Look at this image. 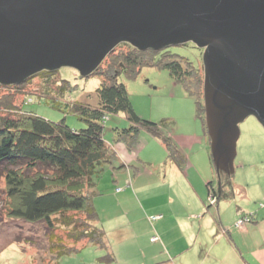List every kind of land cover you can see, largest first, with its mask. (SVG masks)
Wrapping results in <instances>:
<instances>
[{
	"label": "trees",
	"instance_id": "1",
	"mask_svg": "<svg viewBox=\"0 0 264 264\" xmlns=\"http://www.w3.org/2000/svg\"><path fill=\"white\" fill-rule=\"evenodd\" d=\"M189 41L195 44L189 39L141 49L127 40H120L90 71L89 74L97 73L102 77L94 92L87 93L83 98L64 99L69 89L68 81L54 73L56 68L42 67L20 82H0V179H5L7 194L16 199L10 212L27 224L40 222L45 227L49 256H37L32 259V264H58L59 258L73 253L78 249L77 244L84 242L103 249L99 260L112 262L115 259L106 231L98 223L93 197L101 192L95 187L96 177L109 166L113 178L114 174L119 175L117 171L124 166L117 160L116 144L119 141L131 150L141 133L147 132L159 140L165 149L162 163H174L184 170L187 157L172 138V118L162 116L151 119L137 113L125 83L118 76L123 72L127 77H133L144 65L167 69L169 75L194 97L195 114L204 133L202 63L196 65L191 59L169 48ZM118 47L122 48L117 50ZM34 82L36 86L24 87ZM32 94L45 97L54 108L63 105L84 124L81 122V126H70L64 116L57 120L50 119L24 107L32 101ZM116 113L123 114L119 116L120 122L122 117L126 122L118 125L120 122L115 121L109 127L113 135L112 143L105 136V123L110 115ZM205 140L209 145L210 140ZM209 157L212 160L210 152ZM139 167L137 161L128 164V168L135 172ZM216 175L215 182L212 179L205 182V210L221 198H229L235 193L232 172H217ZM210 197L216 203H209ZM240 214L243 218L254 213ZM162 215H149L148 218L158 219ZM154 230L156 232L155 226ZM223 231H226L225 228ZM149 240L162 242L158 232L150 235ZM28 241L34 243L35 239L27 237L22 240L29 244ZM166 259L169 258H155L153 262L145 264L164 262Z\"/></svg>",
	"mask_w": 264,
	"mask_h": 264
},
{
	"label": "water",
	"instance_id": "2",
	"mask_svg": "<svg viewBox=\"0 0 264 264\" xmlns=\"http://www.w3.org/2000/svg\"><path fill=\"white\" fill-rule=\"evenodd\" d=\"M189 39L203 47L210 153L233 173L238 122L264 127V0H0V82L63 64L89 74L120 40Z\"/></svg>",
	"mask_w": 264,
	"mask_h": 264
},
{
	"label": "rangeland",
	"instance_id": "3",
	"mask_svg": "<svg viewBox=\"0 0 264 264\" xmlns=\"http://www.w3.org/2000/svg\"><path fill=\"white\" fill-rule=\"evenodd\" d=\"M120 48L122 47H118L117 50ZM169 48L171 51L191 59L196 65L202 63L201 97L205 109L203 48L201 49V47L190 41L182 45H171ZM54 73L68 81L69 89L66 90L64 99L83 98L87 96V93L94 92L102 77L101 74L97 73L83 76L77 68L66 64L57 67ZM118 79L125 83L130 100L137 113L151 119H159L162 116L172 118L170 131L173 140L178 148L193 150L191 161L195 167L201 165L202 171H207L209 177L207 176L206 179H212L215 182L217 172L226 173L223 169H219L216 172L217 169L214 167L212 154V160L209 157L210 148L205 139L210 138L205 133L206 131L203 137L201 122L195 114L194 97L184 90L181 83L169 75L167 69L144 65L135 76L127 77L121 72ZM36 85L35 82L33 85L27 83L24 87L30 88ZM24 107L30 108L50 119L57 120L64 116L66 123L70 126L78 127L84 124L75 114L65 110L63 105L60 108H54L49 105L45 97L37 96L36 94H32V101L26 103ZM119 116H123V114H112L105 123L107 127L105 128V136L112 143L113 135L109 127L114 125L115 121L120 122ZM122 118L118 125L126 122V119ZM238 127L239 135L235 144L236 153L233 158V173L231 175V181L235 185V193L225 200L221 198L219 203V207L223 205L221 207L223 216L225 218L234 216L233 219H236L234 224L237 226L245 220L240 214L241 210L239 212L236 210L238 205L244 210L241 212L264 214V127L252 114L247 115L238 122ZM119 143H123V146H125L124 142L119 141ZM116 146L118 151L122 152V145L116 144ZM131 148V150L126 148L128 152L125 150L126 153L123 151L122 155L131 157L129 153L136 151V157L137 155L149 154L158 157V152L162 151L156 138L144 140L141 135ZM110 169L107 166V169L96 177L95 187L99 190L101 189L102 193L93 197V202L94 204L96 203L95 206L97 205L96 208H105L103 210L107 214L113 213L115 207L116 213L120 209V205L115 206L116 202L110 195L113 193L117 194V191L123 188L127 179H132L137 174L132 169L126 172L127 177L125 179L120 177L116 181L109 183L112 180ZM138 176H144V173L140 171ZM136 178L133 181H136ZM5 182L2 177L0 179V264H32V259L37 256L48 258L49 253L44 236L45 227L40 222L27 224L24 220L13 217L10 209L13 208L16 199L7 194ZM110 184L112 186H109ZM128 188L135 195L134 197L125 195L122 193L125 191L119 193V198L122 199L120 204L125 222H123L120 230L116 232L117 236L122 234L123 239L116 244L119 254L116 255L115 253V259L112 262L99 260L98 256L104 252L103 249L94 244L84 242L78 243V249L73 253L59 258L58 264H145L147 259L153 257V255L169 258L168 246L171 244L167 245L164 240H162L163 242L149 240L150 235L157 233L154 230L157 217L149 219L150 217L148 218V216L158 215L159 213L166 215L168 211L175 215V206L180 205V203L176 202L177 195L170 193V191H161L159 194H155L156 197L143 199V193H140V190L134 188L133 185H128ZM174 189H176V186H174ZM156 191V188H148L146 190L148 194H154ZM155 199H157V202ZM164 200H167L165 204H162L161 207L156 206L161 203L160 201ZM208 201L211 204L216 203L213 197H210ZM103 210H101V213H103ZM246 217L249 218L250 216L246 215ZM164 236L167 241L166 235ZM27 237H32L35 242L31 243L28 241L29 244L22 242ZM112 237L115 241L114 232ZM165 262L153 264H164Z\"/></svg>",
	"mask_w": 264,
	"mask_h": 264
},
{
	"label": "crops",
	"instance_id": "4",
	"mask_svg": "<svg viewBox=\"0 0 264 264\" xmlns=\"http://www.w3.org/2000/svg\"><path fill=\"white\" fill-rule=\"evenodd\" d=\"M141 136L144 140L154 138L147 132H142ZM157 141L162 149L161 152H158V157L150 154L136 157V152L129 153L131 157H126L122 155L123 151L125 153L127 151L123 143L117 144L122 145V152L117 150V160L123 163L124 166L117 171L119 175H113L109 183L116 181L120 177L125 179L127 177L126 172L130 170L128 168L130 162L136 160L139 162L140 167L136 171V176L126 181L123 188L117 191V194L113 193L110 195L116 202L115 206L120 205L117 213L115 211L116 207L113 209V213L108 214L103 210L105 209L103 207L102 209H97L98 223L105 229L108 242L114 253L116 255L119 254L116 244L123 239V235L117 236L116 232L120 230L123 222H125L120 204L122 199L119 198V193L125 191L122 193L134 197L135 194L128 188V185H133L134 188L140 190V193H143V199L156 197L155 194H159L161 191H170V193L177 195V200H175L180 205L175 206L176 214L173 215L172 212L168 211L166 215L163 214L156 220L155 225L161 239L167 245L171 244L168 246L169 259L164 264H264V214H251L249 215L251 218H245V221L237 226L234 224L236 220L233 219L234 216L225 218L221 213L223 205L219 207L220 200L208 210H205V182L208 180V178L206 179L208 173L207 171H202L201 165L196 162L198 166L195 167L193 165L191 161L193 150L180 148L187 157L184 170H181L174 163H162L165 149L160 141ZM140 171L144 173V176H138ZM135 178L136 181H133ZM109 186L112 185L110 184ZM125 186L126 188H124ZM174 186H176V189H174ZM148 188H156L157 191L154 194H148L146 192ZM101 193L102 190L99 194ZM222 199L225 200L227 198ZM155 200L157 202V199ZM160 202L156 206L161 207L167 200ZM101 210H103V213H101ZM236 210L238 212L240 210L244 211L239 205ZM223 228H225V232ZM113 232L115 241L112 237ZM164 235H166L167 241ZM155 258L164 257L153 255L145 263L153 262Z\"/></svg>",
	"mask_w": 264,
	"mask_h": 264
},
{
	"label": "built area",
	"instance_id": "5",
	"mask_svg": "<svg viewBox=\"0 0 264 264\" xmlns=\"http://www.w3.org/2000/svg\"><path fill=\"white\" fill-rule=\"evenodd\" d=\"M247 218L246 215L243 217V219ZM155 238V237H154Z\"/></svg>",
	"mask_w": 264,
	"mask_h": 264
}]
</instances>
